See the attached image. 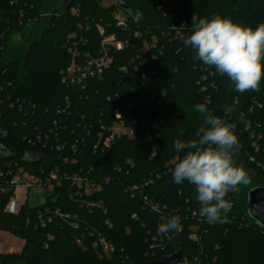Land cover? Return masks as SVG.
Returning <instances> with one entry per match:
<instances>
[{
	"label": "trees",
	"instance_id": "16d2710c",
	"mask_svg": "<svg viewBox=\"0 0 264 264\" xmlns=\"http://www.w3.org/2000/svg\"><path fill=\"white\" fill-rule=\"evenodd\" d=\"M47 1L0 0V182L19 168L39 177L57 171L60 181L43 203H26L15 214L4 210L12 190L0 191V230L24 242L18 253H0V264H138L174 251L187 264H264V228L246 207L247 192L259 184L249 176L248 185L226 197L227 219L209 224L198 214L194 186L175 184L174 165L168 166L177 158L174 141L192 138L203 124L194 106L206 103L235 125L236 164L264 182V81L259 91L238 93L183 42L193 16L218 14L255 28L264 22V0H122L132 15L100 0H63L19 47L21 56H8L12 36L38 22ZM117 10L124 12L122 25ZM97 25L125 46L111 50L101 76L62 83L70 48L77 62L98 55ZM225 106L234 108L230 116ZM113 109L134 136L101 149L97 132L112 121ZM72 174L101 190L84 195ZM172 215L180 216V231L158 234ZM99 238L113 250L104 252Z\"/></svg>",
	"mask_w": 264,
	"mask_h": 264
},
{
	"label": "clouds",
	"instance_id": "9594fccd",
	"mask_svg": "<svg viewBox=\"0 0 264 264\" xmlns=\"http://www.w3.org/2000/svg\"><path fill=\"white\" fill-rule=\"evenodd\" d=\"M191 20V32L183 42L195 51L194 58L227 76L236 92L259 91L264 81V22L253 28L218 14ZM194 109L204 121L192 138L174 141L177 159L172 178L177 185L187 182L194 186L201 218L209 224L220 223L232 206L228 194L251 180L244 166L233 159L239 145L235 125L214 114L206 103L196 104ZM223 112L230 116L234 108L225 106ZM180 221V216H170L158 225L157 233L167 237L179 232Z\"/></svg>",
	"mask_w": 264,
	"mask_h": 264
},
{
	"label": "built area",
	"instance_id": "2783aa9c",
	"mask_svg": "<svg viewBox=\"0 0 264 264\" xmlns=\"http://www.w3.org/2000/svg\"><path fill=\"white\" fill-rule=\"evenodd\" d=\"M115 19L117 20V25L123 24V21L118 17L115 16ZM97 30L101 35L103 34V30L98 25ZM75 45L76 44H74V47ZM124 46L125 44L122 41L117 40L114 35H102L98 55L96 57H90L88 54H84V60L82 62H77L75 60V56L77 55L76 48H70L69 51L72 53V59L69 65L60 71L61 82L68 85H82V83L89 77L101 76L103 71H105L111 64V50H119ZM210 85L212 86L213 84L210 83ZM202 89H205V86H203ZM254 104L258 107L261 106L260 102L257 100H254ZM112 116V121L107 125H102L97 132L96 147L101 149L109 148L116 139L122 137L132 138L134 136L133 129L124 124L121 113L117 109L112 110ZM36 139L40 141L41 138L37 135ZM176 159L177 158H174L169 162V165H166L169 167L170 165H174ZM127 163L129 162L127 161ZM68 178L77 190L79 189L83 191L84 195H91L100 191L102 188L101 185H97L77 174H72L68 176ZM59 184L60 181L58 179L57 171H50L45 174L44 177H39L19 168L9 180L0 182V191H3L6 187L12 190V195L9 197L4 210L13 214L17 213L20 208L27 203L29 189L35 187L41 190L43 197L42 200L34 206L40 205L44 202L45 196L52 193L55 186H58ZM75 193L78 194L79 192L76 191ZM146 200L147 197L144 196V201L146 202ZM148 205L152 210H157L156 205H152V202H148ZM55 214L60 215L58 210L55 211ZM37 219L41 220L42 216L38 214ZM41 224H43V222H41ZM98 241L103 247L104 252L108 253L113 250L112 246L103 238H99ZM179 264H187V262L180 259Z\"/></svg>",
	"mask_w": 264,
	"mask_h": 264
},
{
	"label": "rangeland",
	"instance_id": "374dc122",
	"mask_svg": "<svg viewBox=\"0 0 264 264\" xmlns=\"http://www.w3.org/2000/svg\"><path fill=\"white\" fill-rule=\"evenodd\" d=\"M100 3L103 6H109L113 4H117V0H100ZM63 0H49L46 2L44 10L42 12V16L38 22L30 24L21 35L15 34L12 36L10 44H9V50H8V56H13V53L16 52L18 55L21 56L22 50L19 48L22 46L23 48L26 46V44L36 37L40 29L46 24V19L49 17L50 12L54 10L55 8L61 9L63 7ZM123 10H120V12L117 10L115 11L114 15L121 19ZM19 37V39L17 38ZM249 174V176L259 184V186H264V182L257 179V177L250 171L246 170ZM242 194L240 193L239 196ZM43 194L41 190L37 187L30 188L28 195H27V203L29 206H34L38 204L42 200ZM4 232V230H0ZM7 232V231H5ZM10 235L14 236L12 233L8 232ZM15 237V236H14ZM18 238V237H16ZM20 239V238H19ZM17 246L9 239H6L5 237L0 236V253H18L20 250H16Z\"/></svg>",
	"mask_w": 264,
	"mask_h": 264
},
{
	"label": "water",
	"instance_id": "95a60500",
	"mask_svg": "<svg viewBox=\"0 0 264 264\" xmlns=\"http://www.w3.org/2000/svg\"><path fill=\"white\" fill-rule=\"evenodd\" d=\"M235 1V0H231ZM120 8L126 10L132 15V12L123 3L122 0H117ZM247 211L249 215L264 228V186H255L247 192ZM181 252L174 251L169 255L162 256L156 260L144 261L138 264H179Z\"/></svg>",
	"mask_w": 264,
	"mask_h": 264
},
{
	"label": "crops",
	"instance_id": "0c3cea01",
	"mask_svg": "<svg viewBox=\"0 0 264 264\" xmlns=\"http://www.w3.org/2000/svg\"><path fill=\"white\" fill-rule=\"evenodd\" d=\"M2 235L6 239L11 240L17 246L16 250H21V247H22V245L24 243L23 240H21L19 238H16V237L10 235L8 232H5V231L4 232L0 231V236H2Z\"/></svg>",
	"mask_w": 264,
	"mask_h": 264
}]
</instances>
